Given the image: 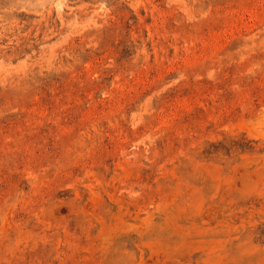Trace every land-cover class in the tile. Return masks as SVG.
<instances>
[{"label":"rangeland","instance_id":"1","mask_svg":"<svg viewBox=\"0 0 264 264\" xmlns=\"http://www.w3.org/2000/svg\"><path fill=\"white\" fill-rule=\"evenodd\" d=\"M0 264H264V0H0Z\"/></svg>","mask_w":264,"mask_h":264}]
</instances>
